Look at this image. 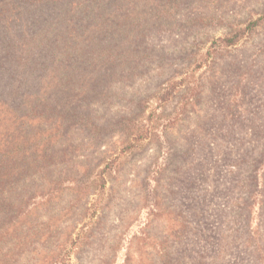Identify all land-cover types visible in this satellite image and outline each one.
Listing matches in <instances>:
<instances>
[{
	"label": "rangeland",
	"instance_id": "1",
	"mask_svg": "<svg viewBox=\"0 0 264 264\" xmlns=\"http://www.w3.org/2000/svg\"><path fill=\"white\" fill-rule=\"evenodd\" d=\"M168 1L130 6L121 22L143 35L123 33L122 53L76 48L75 66L64 47L53 64L36 47L70 40L67 4L24 15L27 64L15 53L0 61V128L15 132L24 120L11 110L48 97L75 129L72 155L26 180L29 197L61 203L30 218L50 215L37 229L50 238L38 235L12 264H264V0ZM91 56L109 58L106 82L90 80ZM43 57L47 68L34 69Z\"/></svg>",
	"mask_w": 264,
	"mask_h": 264
},
{
	"label": "trees",
	"instance_id": "2",
	"mask_svg": "<svg viewBox=\"0 0 264 264\" xmlns=\"http://www.w3.org/2000/svg\"><path fill=\"white\" fill-rule=\"evenodd\" d=\"M11 1H13V4L9 6L10 10L8 8L0 9V26H3V30L8 32H0L2 33V35L0 34L1 62L6 55L9 56L15 53L10 59L18 61L20 66L27 64L29 56L19 53L22 52L20 50H22V47H24L23 43H25L23 42V36L26 35L25 28L32 26V22L31 24L24 22L27 19L24 15H28L29 8L42 6L45 1L52 3L60 2L57 5L67 4V9L64 8V11L66 12L67 25H69L67 34H69L70 40L68 38L67 40L60 41L59 38H56L49 40L48 44H44L43 41L41 44L36 45L38 51L42 50L43 54L44 52L50 53L52 51L51 54L54 55L51 60L52 64L58 60L55 57V53H57L55 51H58L57 49L61 47H64V54L68 58L66 62L69 63L74 60L76 48L78 52L86 57L95 48L97 50L94 51V55L96 52L98 54L107 52L105 46L110 50L108 53H114L113 51L115 50L111 49L113 47H116V49L121 47L120 53H122V50L131 41L125 39L122 36L123 33L128 32L126 33L127 35H130V33L143 35L141 25L137 24L136 30H130L128 27L125 29L126 24L123 25L121 21L132 18L133 11L128 9L130 6L135 7L138 3L146 2V0H127L128 4H123L126 0H73L72 2L68 0ZM0 3L7 2L0 0ZM7 11L9 15H6ZM13 13H16L13 18L14 20L9 19L6 21L5 19L9 18ZM43 22L46 23V21ZM154 25L156 24L154 23ZM109 41L112 42L110 45L108 44ZM233 42L234 40H231V43ZM67 48H73V51ZM44 58L46 57L35 61L37 67L34 69L47 68V64L43 63L47 58ZM96 59L98 60L99 58L97 57ZM88 60L93 64L92 67L95 66L90 80H95L98 84L106 82L110 77L108 74L109 58L103 59L102 66H98L100 64L97 62H92V56ZM72 65L75 66L76 62H71L70 66ZM89 94L92 95L91 92ZM14 95L15 97L21 96L19 92H15ZM99 95L104 96L105 93L100 92ZM31 102L28 99H24L19 106H15L11 110V112H14L9 114L11 117L24 120V124L17 128L15 132L6 126L0 128V132L2 133V137L0 138V264H12L15 262L17 257L21 255L25 248L32 244V241L38 235L40 237L36 240L39 242H45L44 240L50 238L44 235L47 232H44V228L50 223L46 221L52 217L47 215L50 218L47 217L46 221L41 220L40 222H33L30 218L37 213L49 214L54 209L58 211L60 207L57 204L61 206V203L56 200L54 193L29 197L31 190L27 188L26 180L31 179L33 176L48 175L50 171L49 166L63 158L62 154L72 155L70 152L73 149V145H71L73 141L69 136L71 131L75 129V124L69 121V123H66L67 117L63 114L69 113L65 111L63 113L60 112L63 108L61 105L56 104L58 102L57 99L52 100L47 97L30 106ZM61 102L67 105L70 104V100L68 99ZM7 107L10 108V104ZM67 107L68 109L71 108L70 106ZM72 111L74 112V110ZM3 114L8 115V112H0V122L3 119ZM36 117H40V119L36 120ZM30 120L34 125L31 126L27 122ZM68 128H71L70 133L69 130L67 131ZM15 137H18L19 141L15 145H11L10 143H12ZM259 167L255 170L254 181H257ZM67 184H72V181L69 180ZM52 190L49 192H54L55 189ZM255 195L260 197L261 194L257 192ZM255 205L252 203L253 209L256 208ZM255 210L257 209L253 211ZM40 225L44 227L43 232L37 230Z\"/></svg>",
	"mask_w": 264,
	"mask_h": 264
}]
</instances>
